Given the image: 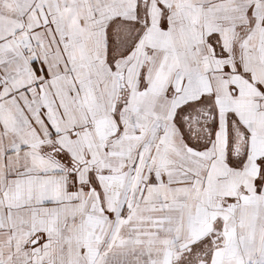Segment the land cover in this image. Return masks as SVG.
Returning <instances> with one entry per match:
<instances>
[{
	"label": "snow or ice",
	"instance_id": "6c2138e0",
	"mask_svg": "<svg viewBox=\"0 0 264 264\" xmlns=\"http://www.w3.org/2000/svg\"><path fill=\"white\" fill-rule=\"evenodd\" d=\"M0 264H264V0H0Z\"/></svg>",
	"mask_w": 264,
	"mask_h": 264
}]
</instances>
